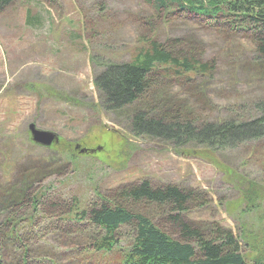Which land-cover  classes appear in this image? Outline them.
<instances>
[{
  "label": "rangeland",
  "instance_id": "rangeland-1",
  "mask_svg": "<svg viewBox=\"0 0 264 264\" xmlns=\"http://www.w3.org/2000/svg\"><path fill=\"white\" fill-rule=\"evenodd\" d=\"M186 1L14 0L0 13L3 264H23L25 252L26 264H120L117 250L93 251L96 228L68 212L74 205L112 200L120 185L143 179L154 186L202 190L206 204L191 206L186 217L208 227L216 223L237 236L241 230L252 235L255 246L244 237L241 251L246 264H260L264 201L245 210L241 191L250 184L264 187V138L217 152L216 162L134 137L124 128L132 107L102 112L97 105L93 77L99 64L131 62L155 41L189 56L200 69L160 65L152 86L156 92L147 95L151 102L165 100L209 122L253 117V104L264 97V65L256 62L249 32L234 29L230 16L197 15ZM30 123L60 141L33 143ZM22 188L23 203L9 202L11 192ZM39 191L43 195L32 212L30 197ZM128 206L176 238L166 215L153 205ZM117 233L116 248H127L130 229Z\"/></svg>",
  "mask_w": 264,
  "mask_h": 264
},
{
  "label": "trees",
  "instance_id": "trees-1",
  "mask_svg": "<svg viewBox=\"0 0 264 264\" xmlns=\"http://www.w3.org/2000/svg\"><path fill=\"white\" fill-rule=\"evenodd\" d=\"M13 1L0 0V13ZM179 2L183 3V0ZM184 3L197 15L233 17L232 22L237 23L233 25L234 29L249 32L248 36L255 46L256 62L264 65V0H188ZM29 15L27 12V23L31 21ZM150 44L151 48L131 62L99 64L101 68L93 77V87L102 112H121L132 107L128 112L130 114L124 117V128L134 137L169 145L177 153L203 155L216 162L217 152L264 138V97L253 104V117L214 122L193 118L191 115L194 113L190 109L169 107L165 100L151 102L148 96L156 92L152 86L160 65H177L187 72L198 70L200 66L196 67L192 58L170 49L166 44L155 41ZM26 188L12 191L9 202L23 203ZM241 193L245 210L257 208L264 201L263 186L250 184ZM42 195L39 191L30 197L32 212ZM128 204L153 205L158 213L166 215L167 223L177 234L176 238L155 225L148 215L133 213ZM204 204L206 194L200 189L175 184L154 186L143 179L120 185L112 200L94 205H74L68 215L73 214L77 222L95 227L92 250L102 255L117 250L120 264H246L241 241L245 237L250 245V241L253 243L256 239L247 233L244 235V230L237 236L232 230L216 223L208 227L186 217L191 206L202 207ZM32 214L30 212L31 220ZM122 227L130 229L131 241L127 248L120 249L116 248L117 232ZM259 241L256 262L264 264V233ZM22 261L27 263V252ZM0 264H3L1 259Z\"/></svg>",
  "mask_w": 264,
  "mask_h": 264
},
{
  "label": "water",
  "instance_id": "water-1",
  "mask_svg": "<svg viewBox=\"0 0 264 264\" xmlns=\"http://www.w3.org/2000/svg\"><path fill=\"white\" fill-rule=\"evenodd\" d=\"M28 130L31 140L38 145L50 146L52 142L58 141V136L54 132L37 128L33 123L28 125ZM80 152L84 150L81 149Z\"/></svg>",
  "mask_w": 264,
  "mask_h": 264
},
{
  "label": "flooded vegetation",
  "instance_id": "flooded-vegetation-1",
  "mask_svg": "<svg viewBox=\"0 0 264 264\" xmlns=\"http://www.w3.org/2000/svg\"><path fill=\"white\" fill-rule=\"evenodd\" d=\"M75 146L79 147V145H78V144H75Z\"/></svg>",
  "mask_w": 264,
  "mask_h": 264
}]
</instances>
